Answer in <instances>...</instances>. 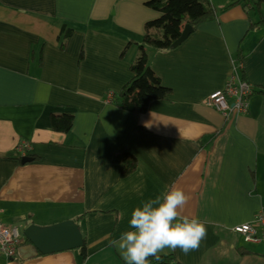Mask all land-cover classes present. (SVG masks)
Listing matches in <instances>:
<instances>
[{"label":"crops","instance_id":"obj_1","mask_svg":"<svg viewBox=\"0 0 264 264\" xmlns=\"http://www.w3.org/2000/svg\"><path fill=\"white\" fill-rule=\"evenodd\" d=\"M237 1L209 0L215 20L180 47L146 49L171 95L134 115L106 97L130 83L139 54L130 43L161 16L147 0H0V227L23 235L73 221L86 245L85 261L80 249L29 261L0 255V264H125L111 241L129 230L136 207L174 187L190 196L185 214L206 221L207 236L188 254L160 256L264 264V243L233 232L264 213V94L228 118L205 105L236 72L264 92V27L250 29L253 6ZM259 9L264 16V2ZM64 27L73 34L62 50ZM51 115H72L71 132H53ZM122 152L138 164L126 178L111 162Z\"/></svg>","mask_w":264,"mask_h":264},{"label":"trees","instance_id":"obj_2","mask_svg":"<svg viewBox=\"0 0 264 264\" xmlns=\"http://www.w3.org/2000/svg\"><path fill=\"white\" fill-rule=\"evenodd\" d=\"M246 5H252L253 17H258L256 22L250 21V29L264 27V16L260 12V5L264 0H239ZM146 6L158 12L159 19L146 24L145 34L142 39L131 42L139 49V54L131 65L132 79L120 92L109 94L106 99L111 98L110 104L117 109L134 115L145 114L149 106L156 101H166L171 92L161 85L160 79L153 73L149 64V58L146 49H152L157 52H164L174 49L172 46L176 43L184 30L185 26H190L192 31L202 24L215 20L216 12L209 0H147ZM73 34L72 29L61 30V36L58 38L60 49L66 46L68 40ZM41 59V57H40ZM242 60L238 61L240 64ZM241 75L244 74L241 71ZM255 94H264L256 92ZM254 94V95H255ZM50 125L55 133L69 134L73 129L74 117L72 115H51ZM22 164L23 159L17 156ZM31 161L33 160L32 158ZM111 162L115 165H122V177L126 178L137 170V160L128 152L117 153L112 156ZM27 164V163H26ZM86 245L81 249L82 261L86 259ZM151 264H178L175 255L160 256L157 261L151 259Z\"/></svg>","mask_w":264,"mask_h":264},{"label":"clouds","instance_id":"obj_3","mask_svg":"<svg viewBox=\"0 0 264 264\" xmlns=\"http://www.w3.org/2000/svg\"><path fill=\"white\" fill-rule=\"evenodd\" d=\"M189 201L182 188L174 187L136 207L129 230L111 241L125 264H151L165 249L197 250L207 236V222L185 214Z\"/></svg>","mask_w":264,"mask_h":264},{"label":"built area","instance_id":"obj_4","mask_svg":"<svg viewBox=\"0 0 264 264\" xmlns=\"http://www.w3.org/2000/svg\"><path fill=\"white\" fill-rule=\"evenodd\" d=\"M240 67V66H239ZM255 89L242 80L237 72L232 74L222 90L210 94L205 105L228 118L231 114H246L249 110L250 98ZM111 98L109 96L108 102ZM27 144L17 147V156L26 157ZM233 232L241 236L246 244L264 243V213L259 212L254 222L236 226ZM26 245V239L18 228L0 227V255L6 260H14L18 256V249Z\"/></svg>","mask_w":264,"mask_h":264},{"label":"water","instance_id":"obj_5","mask_svg":"<svg viewBox=\"0 0 264 264\" xmlns=\"http://www.w3.org/2000/svg\"><path fill=\"white\" fill-rule=\"evenodd\" d=\"M192 34L191 27L185 26L181 37L172 47L174 49L180 47ZM29 162L31 159L25 158L22 164ZM23 235L27 244L18 249L17 257L21 261H29L39 255L80 250L84 246L81 231L73 221L62 222L46 228L30 226L24 230Z\"/></svg>","mask_w":264,"mask_h":264}]
</instances>
